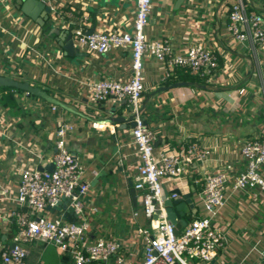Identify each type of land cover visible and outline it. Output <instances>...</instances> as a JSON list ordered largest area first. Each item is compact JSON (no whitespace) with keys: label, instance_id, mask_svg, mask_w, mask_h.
Segmentation results:
<instances>
[{"label":"crops","instance_id":"0c3cea01","mask_svg":"<svg viewBox=\"0 0 264 264\" xmlns=\"http://www.w3.org/2000/svg\"><path fill=\"white\" fill-rule=\"evenodd\" d=\"M25 1L0 0V76L40 86L72 105L77 113L25 91H0V96L9 92L17 101L12 107L0 103V252L17 232L12 213L17 208L21 172L51 165L57 131L66 125L71 129L65 133V146L83 168L90 188L82 198V217L66 214L65 209L60 213L47 209L43 214L70 222L85 220L91 227L88 243L113 240L122 246L126 258L139 261L144 247L139 230H150V223L143 215L140 194L136 193L135 206L129 193L128 181H134L138 174L137 147L128 129L119 130L104 120L110 111H115V116L134 113L125 103L100 104L88 92L89 85L99 80L129 81L131 52L114 49L102 55L74 43L78 53L70 57L59 45L64 31L73 36L79 27L129 32L136 0H49L43 3L50 8L47 18L32 3L27 9L38 12L36 20L22 10ZM238 1L182 0L177 5L178 0H152L145 28L148 41L167 40L176 54L202 43L221 57V70L209 82L217 87L215 91L195 86L170 88L176 83L196 82L187 80L186 76L192 75L179 73L180 69L165 78V63L152 57L144 62L145 91L139 109L155 135L154 159L159 161L164 154L178 152L190 142L210 150L205 161L188 168V175L165 182L168 194L179 190L191 195L196 212L187 217L188 221L204 214L200 194L206 176L223 171L226 164L242 168L240 146L248 140L264 139V43L254 53L228 35V13ZM241 1L248 13L264 17V0ZM160 87L169 88L147 101ZM260 174L264 179V168ZM255 193L256 199L252 197ZM215 225L224 233L226 243L213 264L259 261L264 257V191H234L228 185ZM27 247L28 264H73L53 246L33 242Z\"/></svg>","mask_w":264,"mask_h":264},{"label":"built area","instance_id":"2783aa9c","mask_svg":"<svg viewBox=\"0 0 264 264\" xmlns=\"http://www.w3.org/2000/svg\"><path fill=\"white\" fill-rule=\"evenodd\" d=\"M47 3L49 0H41ZM152 0H136L135 19L129 32L86 31L81 27L73 32V42L97 54H107L114 49L131 52L132 77L129 81L99 80L89 85L91 98L102 104L125 103L135 114L133 141L139 156L138 174L134 189L140 194L144 217L150 230H139L143 237V256L137 261L122 254V246L113 241L98 239L88 243L90 225L85 220L65 221L43 214L48 208L66 199L80 218L84 205L82 198L90 185L83 177V168L65 146V133L70 126L57 131L52 170H24L20 174L16 197L17 208L12 213L17 232L12 242L0 252V264H28V245L40 242L55 247L69 256L73 264H213L218 251L225 245L224 233L215 225L216 215L225 205V190L231 185L234 191H264V139L244 142L239 150L244 160L242 168L226 164L224 170L206 176L200 194L204 214L187 222L178 234L175 225L167 220L163 202L176 199V194L165 189V182L178 181L188 175V168L205 161L210 150L197 142H190L180 151L164 154L154 159L155 135L139 114V106L145 91L143 67L146 57L165 63L164 75L169 78L175 69L210 84L221 70L220 55L202 43L192 44L185 53L176 54L167 40L150 42L145 28L149 23ZM228 35L234 42L247 44L251 52L264 43V17L248 13L239 0L228 13ZM263 82V81H262ZM264 96V83H262ZM244 89L240 90L243 93ZM190 175V174H189ZM256 199L258 195L252 194ZM138 217V213H134ZM254 264H264V257Z\"/></svg>","mask_w":264,"mask_h":264},{"label":"water","instance_id":"95a60500","mask_svg":"<svg viewBox=\"0 0 264 264\" xmlns=\"http://www.w3.org/2000/svg\"><path fill=\"white\" fill-rule=\"evenodd\" d=\"M182 0H178L177 5L181 2ZM29 3V4H27ZM32 3H36L37 5V10H42L46 14V18L48 17V13L50 12V8L47 5H44L42 2L37 1V0H26L24 5L22 6V10L26 13V15H29L32 19L37 18V11H30V9H27L28 5H31ZM26 4V5H25ZM59 45L63 48L65 51V54L73 57L77 55L78 51L74 47V42H73V36L69 31H64V34L61 36V39L59 40ZM180 86H195L200 89H208V90H217V87H214L209 84H198V83H190V82H182V83H176L172 85L170 88H176ZM1 87H9L21 91H25L28 94H31L33 96L39 97L46 101L47 103L54 105L56 107H59L61 109H64L65 111L72 112V113H77V110L72 106L69 105L56 97L52 96L49 94L45 89H43L40 86H34L30 84L28 81H18L14 78L11 77H6V76H0V88ZM169 87H160L154 91H152L148 98H151L152 96H155L156 94L166 91ZM109 115L104 119L109 123H114L118 126V129L125 130L128 129L130 133H133V129L135 127V114L133 115H122V116H115V111H110L108 112ZM141 113V110H139V114ZM53 168L52 164L41 169V171L46 170V171H51ZM99 177H97L98 179ZM96 179V180H97ZM128 187H129V193L131 200L133 204L136 206L137 205V196H136V191L134 189V182L129 179L128 181ZM173 194H176L178 198L176 199H171L167 198L163 202V208L165 209L166 215H167V220L175 225V234H178V232L184 228L188 222L187 217L190 215L195 214L194 210V205L192 204L191 201V195L189 193L187 194H182L181 191L175 190L172 192ZM63 209L66 210V214H74L73 207L69 205V202L66 199H62L56 206L52 208H48V210H51L52 212H61Z\"/></svg>","mask_w":264,"mask_h":264},{"label":"trees","instance_id":"16d2710c","mask_svg":"<svg viewBox=\"0 0 264 264\" xmlns=\"http://www.w3.org/2000/svg\"><path fill=\"white\" fill-rule=\"evenodd\" d=\"M258 14V13H257ZM221 66V64H220ZM184 70L180 69L179 73H182ZM187 80L191 81V82H196V83H200V84H205L203 80L197 78V77H192L187 75L186 76ZM6 90H15V91H19L13 88H9V87H1L0 91H6ZM0 103H2L3 105L7 106V107H12L15 106L17 104V101L14 99L13 95L10 94L9 92H4V94H1L0 96Z\"/></svg>","mask_w":264,"mask_h":264},{"label":"rangeland","instance_id":"374dc122","mask_svg":"<svg viewBox=\"0 0 264 264\" xmlns=\"http://www.w3.org/2000/svg\"><path fill=\"white\" fill-rule=\"evenodd\" d=\"M245 45V44H244ZM247 45V44H246ZM240 49V48H239ZM246 51H248L249 52V49H247ZM189 222V221H188Z\"/></svg>","mask_w":264,"mask_h":264}]
</instances>
